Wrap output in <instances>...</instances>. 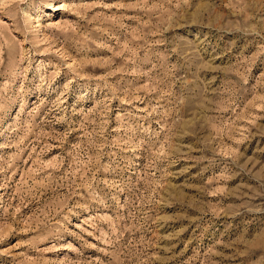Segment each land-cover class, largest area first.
<instances>
[{"label":"rangeland","instance_id":"rangeland-1","mask_svg":"<svg viewBox=\"0 0 264 264\" xmlns=\"http://www.w3.org/2000/svg\"><path fill=\"white\" fill-rule=\"evenodd\" d=\"M0 264H264V0H0Z\"/></svg>","mask_w":264,"mask_h":264}]
</instances>
